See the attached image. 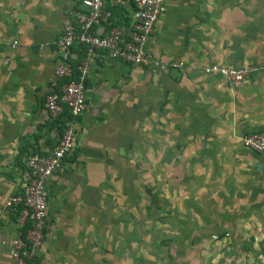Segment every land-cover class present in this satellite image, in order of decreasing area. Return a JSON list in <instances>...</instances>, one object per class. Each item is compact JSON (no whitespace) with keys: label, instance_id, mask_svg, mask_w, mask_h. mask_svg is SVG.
<instances>
[{"label":"crops","instance_id":"0c3cea01","mask_svg":"<svg viewBox=\"0 0 264 264\" xmlns=\"http://www.w3.org/2000/svg\"><path fill=\"white\" fill-rule=\"evenodd\" d=\"M72 5L0 0V208L19 190L25 158L49 151L59 135L41 104ZM105 8L115 26L133 19L130 0H105ZM146 49L160 67L91 58L76 145L46 181L34 264H131L130 198L119 187L130 183L116 174L131 173L135 104L144 114L139 187L156 190L154 229L182 239L173 246L183 253L176 264H264V153L240 143L264 130V72L235 84L201 72L213 64L264 66V0H165ZM82 55L74 48V58ZM140 200L147 205L146 195ZM15 230V216L0 214V264H10Z\"/></svg>","mask_w":264,"mask_h":264},{"label":"built area","instance_id":"2783aa9c","mask_svg":"<svg viewBox=\"0 0 264 264\" xmlns=\"http://www.w3.org/2000/svg\"><path fill=\"white\" fill-rule=\"evenodd\" d=\"M133 19L127 26L112 24L105 0H73L69 21L57 36L54 47L56 66L53 80L42 100V109L51 122L64 116V123L49 151L30 153L24 160V173L19 190L0 208V214L15 216V234L9 240L10 264H34L42 245L46 222V181L61 168L63 159L76 145V123L86 110L85 80L88 64L97 53L128 66L160 67L146 45L153 34L165 0H130ZM100 25L105 32L93 30ZM83 50L74 58L73 50ZM180 68L181 64L168 65ZM203 75L217 76L228 84L241 83L264 72V66L226 67L208 65ZM241 146L251 152L264 153V130L242 136Z\"/></svg>","mask_w":264,"mask_h":264},{"label":"rangeland","instance_id":"374dc122","mask_svg":"<svg viewBox=\"0 0 264 264\" xmlns=\"http://www.w3.org/2000/svg\"><path fill=\"white\" fill-rule=\"evenodd\" d=\"M132 108V120H134V126L132 127V133H134L136 140H133L130 144L131 152V173L130 174H116L117 180L124 181L125 183H130V188L121 189L123 187V182L121 183L120 192L124 194V197L130 198L129 210L131 213V264H176L181 256L183 258V253L176 252L173 246L182 241L181 238H173L169 236L159 235L158 230L154 229L153 217L155 215L154 209V196L155 189H141L139 187V182L142 181V173L139 168V135L140 126L142 127L144 121V114H141L142 110L138 108ZM134 105V106H135ZM163 111V110H161ZM148 119L154 121V109L146 110ZM152 112V113H151ZM161 113V112H159ZM141 114V115H140ZM140 116V117H139ZM148 120V124L149 121ZM144 125V124H143ZM153 176V174H150ZM148 182H152L150 179ZM147 197V205L141 204V193L145 192ZM158 191V190H157ZM157 196L158 193H157ZM165 196V194H163ZM126 202V201H125ZM166 207L168 209H166ZM169 205L164 204L162 209L163 213V223L170 224V210ZM158 208L156 210L159 214ZM143 214V215H142ZM148 214V215H146ZM143 216V218H142ZM141 218L142 221L139 220ZM168 218V222H165Z\"/></svg>","mask_w":264,"mask_h":264},{"label":"trees","instance_id":"16d2710c","mask_svg":"<svg viewBox=\"0 0 264 264\" xmlns=\"http://www.w3.org/2000/svg\"><path fill=\"white\" fill-rule=\"evenodd\" d=\"M64 116L66 117V114L65 113H64ZM63 117H61V118H59V120L55 121L56 122V125L59 124L61 128H62L63 123H64V118ZM60 127H59V129H60Z\"/></svg>","mask_w":264,"mask_h":264},{"label":"water","instance_id":"95a60500","mask_svg":"<svg viewBox=\"0 0 264 264\" xmlns=\"http://www.w3.org/2000/svg\"><path fill=\"white\" fill-rule=\"evenodd\" d=\"M170 75L171 76L177 75V70L176 69L170 70Z\"/></svg>","mask_w":264,"mask_h":264}]
</instances>
